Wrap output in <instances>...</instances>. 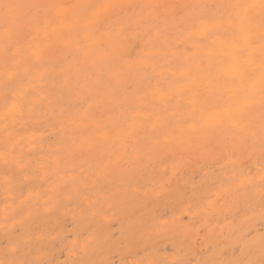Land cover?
Returning a JSON list of instances; mask_svg holds the SVG:
<instances>
[{
    "label": "snow or ice",
    "instance_id": "snow-or-ice-1",
    "mask_svg": "<svg viewBox=\"0 0 264 264\" xmlns=\"http://www.w3.org/2000/svg\"><path fill=\"white\" fill-rule=\"evenodd\" d=\"M192 162L199 181L175 191L189 211L264 223V0H0L6 236L91 205L101 181L160 196ZM45 238L29 228L0 264H55ZM241 239L231 258L210 242L204 258L136 264H264V230Z\"/></svg>",
    "mask_w": 264,
    "mask_h": 264
},
{
    "label": "rangeland",
    "instance_id": "rangeland-1",
    "mask_svg": "<svg viewBox=\"0 0 264 264\" xmlns=\"http://www.w3.org/2000/svg\"><path fill=\"white\" fill-rule=\"evenodd\" d=\"M129 50L133 57L139 51L134 39L129 42ZM192 178L200 179L195 162L188 164L162 195L151 198L118 179L101 181L91 205L78 199L65 201L58 213L17 224L7 236L0 227V250L9 240L22 238L29 228L39 225L46 233V258L55 264L101 260L136 264L149 258L196 260L207 257L210 242L224 252V258L240 255L243 233L251 228L258 235L264 223L259 216L248 224L242 215L229 214L225 219L223 214H205L195 207L189 211V201L175 198V191ZM209 234L211 240L206 239Z\"/></svg>",
    "mask_w": 264,
    "mask_h": 264
}]
</instances>
